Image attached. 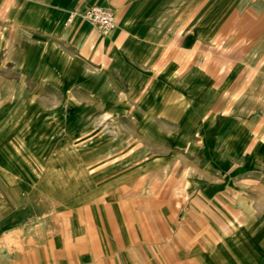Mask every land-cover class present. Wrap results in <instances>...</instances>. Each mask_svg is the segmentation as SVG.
<instances>
[{
    "label": "rangeland",
    "instance_id": "rangeland-1",
    "mask_svg": "<svg viewBox=\"0 0 264 264\" xmlns=\"http://www.w3.org/2000/svg\"><path fill=\"white\" fill-rule=\"evenodd\" d=\"M14 8L8 3L0 16V122L42 140L55 164L65 153L76 168L75 153L95 148L99 168L117 169L119 189L109 197L119 211L133 207L153 229L178 232L180 263L196 253L199 264L204 256L264 264V0H245L243 32L237 21L211 41L178 43V87L167 74L141 77L137 91L147 86L135 95L117 82L105 88L110 70L101 71L107 59L96 34L80 44L55 35L37 48L9 15ZM148 68L153 77L160 66ZM115 69L124 81L135 74ZM190 73L211 86L186 79ZM173 90L179 98L171 99ZM164 106L170 109L160 113Z\"/></svg>",
    "mask_w": 264,
    "mask_h": 264
},
{
    "label": "crops",
    "instance_id": "crops-1",
    "mask_svg": "<svg viewBox=\"0 0 264 264\" xmlns=\"http://www.w3.org/2000/svg\"><path fill=\"white\" fill-rule=\"evenodd\" d=\"M244 2L0 0V16L8 15V3L14 4L9 15L32 34L37 48L55 35L80 44L96 34V46L107 59L101 71L110 70L105 88L108 82H117L130 86L135 95L147 86L137 91L141 77L153 81L168 79L167 74L178 87V43L211 41L219 33L232 31L229 27L237 21L240 26L235 31L243 32L240 17ZM93 7L115 13L117 29L111 36L87 28L80 18L66 26L70 13L80 14ZM47 17L48 27L42 29ZM150 64L160 66L153 77ZM122 66L135 69L129 81L115 69ZM188 76L211 86V80L203 75L190 73L185 78ZM173 92L171 99L179 98ZM169 109L164 106L160 113ZM183 114L184 108L178 103V128ZM9 123L0 122V264H182L178 260V232L168 234L166 227L153 229L149 216L132 215L133 207L119 211L121 206L109 197L119 189L117 169L104 172L99 168L102 155L95 148L75 153L76 168L66 163L71 155L66 157L65 153L58 154L60 163L55 164V153L48 151L42 140L24 136L20 124ZM217 253L221 256L223 250L217 247ZM190 256L185 264H199L198 254ZM214 262L209 256L201 259V264ZM220 263L225 264L222 259Z\"/></svg>",
    "mask_w": 264,
    "mask_h": 264
},
{
    "label": "built area",
    "instance_id": "built-area-1",
    "mask_svg": "<svg viewBox=\"0 0 264 264\" xmlns=\"http://www.w3.org/2000/svg\"><path fill=\"white\" fill-rule=\"evenodd\" d=\"M88 21L101 34H109L117 29V21L115 13L107 8L93 7L83 13H70L66 22V26L73 24L76 19Z\"/></svg>",
    "mask_w": 264,
    "mask_h": 264
},
{
    "label": "bare ground",
    "instance_id": "bare-ground-1",
    "mask_svg": "<svg viewBox=\"0 0 264 264\" xmlns=\"http://www.w3.org/2000/svg\"><path fill=\"white\" fill-rule=\"evenodd\" d=\"M82 22H81V24L83 25V23H85L86 25L85 26H87V28H93L94 27V25L93 24H91L90 22H88V21H84V20H82V19H80ZM73 23H75V21L73 22ZM95 28V27H94ZM114 32H112V33H109V34H102L103 36H111L112 34H113ZM109 37H106V40L108 39Z\"/></svg>",
    "mask_w": 264,
    "mask_h": 264
}]
</instances>
